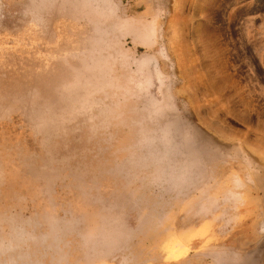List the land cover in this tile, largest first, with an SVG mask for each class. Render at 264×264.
Instances as JSON below:
<instances>
[{
  "label": "rangeland",
  "instance_id": "rangeland-1",
  "mask_svg": "<svg viewBox=\"0 0 264 264\" xmlns=\"http://www.w3.org/2000/svg\"><path fill=\"white\" fill-rule=\"evenodd\" d=\"M107 1L0 0V264H264V0Z\"/></svg>",
  "mask_w": 264,
  "mask_h": 264
},
{
  "label": "bare ground",
  "instance_id": "bare-ground-1",
  "mask_svg": "<svg viewBox=\"0 0 264 264\" xmlns=\"http://www.w3.org/2000/svg\"><path fill=\"white\" fill-rule=\"evenodd\" d=\"M95 2H97V7H99V8H101V9H103L104 11H105V14H107L108 12H111V6H110V1H107V0H95ZM152 31V27H150L149 29H147L146 30V32L143 34V43H146L148 40H149V38L151 37V32ZM150 68V67H149ZM159 71H157V73H158ZM179 131V128H170L169 130H168V132H167V134H166V138L169 140V146L167 147V151H169V153H170V150L172 149V150H176L175 148L177 147V150H179V145H180V147L182 146L181 145V142H183V141H186V138H184V139H180V142H179V140H176V138H174V137H172V136H175V134H174V132L175 131ZM182 134V133H181ZM180 136V138H181V135H179ZM188 140L191 142L192 140H190L189 138H188ZM190 142H188V143H190ZM194 142V144H195V141H193ZM197 144V143H196ZM188 145V144H187ZM167 146V145H166ZM197 146L198 145H193V147H191L192 149L191 150H189L187 153L190 155L189 157L193 160V162L195 161V158H196V156L199 154V151H198V149H197ZM189 147V146H188ZM195 157V158H194ZM190 162H191V160H190ZM187 165H188V163H187ZM181 166V165H180ZM181 169V168H180ZM187 168L185 167V168H183V170H186ZM188 169H190V167L188 168ZM192 170V169H191ZM179 172V171H178ZM184 174V173H183Z\"/></svg>",
  "mask_w": 264,
  "mask_h": 264
},
{
  "label": "crops",
  "instance_id": "crops-1",
  "mask_svg": "<svg viewBox=\"0 0 264 264\" xmlns=\"http://www.w3.org/2000/svg\"><path fill=\"white\" fill-rule=\"evenodd\" d=\"M173 264H178L177 262H172Z\"/></svg>",
  "mask_w": 264,
  "mask_h": 264
}]
</instances>
